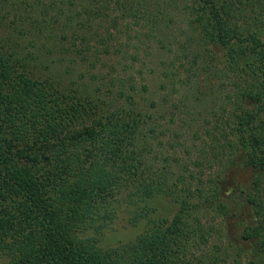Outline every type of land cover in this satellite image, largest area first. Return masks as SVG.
Instances as JSON below:
<instances>
[{"label":"trees","instance_id":"trees-1","mask_svg":"<svg viewBox=\"0 0 264 264\" xmlns=\"http://www.w3.org/2000/svg\"><path fill=\"white\" fill-rule=\"evenodd\" d=\"M36 1L0 0V264H264V1L191 6L199 71L212 68L213 45L231 81L210 119L193 121L189 164L176 154L158 161L173 112L160 123L142 87L95 72L122 52L125 44H110L122 20L151 22L152 36L156 17L128 0ZM172 47L192 57L191 83L200 54L181 41ZM159 195L178 205L172 220L150 218L145 205ZM122 208L145 230L99 246L90 234ZM206 211L217 225L202 222Z\"/></svg>","mask_w":264,"mask_h":264},{"label":"rangeland","instance_id":"rangeland-1","mask_svg":"<svg viewBox=\"0 0 264 264\" xmlns=\"http://www.w3.org/2000/svg\"><path fill=\"white\" fill-rule=\"evenodd\" d=\"M41 1L44 4L46 2V0ZM128 2L132 3L140 12H145L150 17H156L155 32L152 33V36H149L147 26L151 22L146 24L144 21L132 25L133 23L129 19L122 20V25H120L123 28L121 35L116 36V41L110 43L113 46L119 43L125 44L122 52L117 56L112 54L105 56L103 60L108 61V66L104 67L100 64L97 67L99 71L96 69L95 72L107 77L128 78L135 83L137 91L141 90L142 87L144 93L140 96L141 101L144 105L150 104L153 107L150 111L159 119L160 123L168 122V120L163 121V119L173 112V123L163 124L169 129L168 136L164 139L165 144H161V146H157L158 143L155 144L161 152L158 155V161L161 159L162 154L168 156L176 154L182 162L189 164L192 161L191 158H195L194 152H196L191 147L192 130L198 129L197 123L193 121L202 124L205 118L210 119L209 115L212 109L218 107L225 100V95L229 93L228 89L225 92L221 90L231 79V76L226 77L224 74V72L226 73V70H224L225 61L221 49L209 45L216 59L209 63L212 66L211 69L205 71V73L202 70L199 71L200 67L203 66V47L202 44L200 45L197 33L193 30L197 25L191 27L189 24L192 19L191 13H193V7L191 6L194 5L195 9L197 8V3L194 0H128ZM110 14L115 16L119 13L114 11ZM153 17L151 19H154ZM252 18L253 14L250 8L246 12V20L249 21ZM258 34L264 42V26L260 28ZM191 36L194 37V40H190ZM161 39L165 42H161ZM178 41L184 42L187 48L196 50L200 54V63L192 65V73L195 76L190 79L191 83L188 80V70L190 67L189 60L192 57L183 60L180 54L175 51L172 44ZM169 44H171V52L169 51ZM164 45H168V49L163 48ZM53 58L56 60L55 56ZM49 60L50 58L47 61ZM220 62L223 64L219 66ZM242 64L245 67V62H242ZM110 65H114L116 70L111 71V68H108ZM56 66L58 71L64 69V64H56ZM76 69L83 68L77 66ZM38 75L46 77L47 72L44 73L41 70ZM191 127H193L192 130H190ZM203 173H206V171ZM122 205H125V203ZM145 206L149 209L148 214L151 219L164 218L172 220L178 211V205L169 196L164 195H159L148 201ZM125 210L127 209L122 208L121 214L114 222L103 229V232L96 235L90 234L97 239L99 246L111 248L130 242L145 230L148 225L147 221L140 220L137 223H131V215ZM205 213L208 216L202 218L203 223L210 220V223L218 224L217 214L215 215L211 211ZM211 218L214 220H211ZM215 238L217 239V236Z\"/></svg>","mask_w":264,"mask_h":264}]
</instances>
